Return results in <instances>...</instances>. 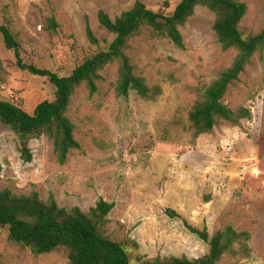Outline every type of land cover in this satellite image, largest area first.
<instances>
[{
  "label": "rangeland",
  "instance_id": "rangeland-1",
  "mask_svg": "<svg viewBox=\"0 0 264 264\" xmlns=\"http://www.w3.org/2000/svg\"><path fill=\"white\" fill-rule=\"evenodd\" d=\"M136 1L170 14L181 0H0V23L16 36L24 62L64 76L107 50L114 39L100 25L99 11L114 19ZM239 1L247 4L241 32L249 36L264 30V0ZM51 17L58 23L55 30L49 27ZM215 18L209 7L198 5L181 27L184 48L147 30L130 40L127 54L135 73L161 88L154 99L136 91L119 96L117 63L101 72L94 95L85 85L78 87L68 116L80 148L72 149L63 165L46 135L29 141L33 159L24 161L22 138L0 121V190L38 191L43 200L53 195L61 207L85 212L100 198L114 202L107 231L131 242L126 244L132 264H139L137 256L205 255L208 243L187 224L206 226L210 235L226 225L248 231L250 256L226 255L217 264H264V49L251 57L223 98L233 109L250 108L252 118L238 126L220 123L194 138L187 117L201 92L237 54L221 47ZM87 19L97 44L88 38ZM54 97L47 78L19 68L0 32V99L32 113L38 103ZM9 234L8 227L0 226V264H69L65 252L35 255Z\"/></svg>",
  "mask_w": 264,
  "mask_h": 264
},
{
  "label": "trees",
  "instance_id": "trees-1",
  "mask_svg": "<svg viewBox=\"0 0 264 264\" xmlns=\"http://www.w3.org/2000/svg\"><path fill=\"white\" fill-rule=\"evenodd\" d=\"M205 5L215 13L213 29L224 50L235 49L237 54L232 64L220 72L200 94L199 99L187 116L194 138L210 133L220 123L241 125L244 119L252 118L251 109L240 106L229 107L223 98L229 87L240 80L254 54L264 49V30L245 36L240 23L247 13V4L239 0H181L174 11L166 14L154 11L142 1H136L128 10L114 19L104 10L98 13L100 25L114 35L107 50L88 57L76 66L69 75L61 76L49 69L37 67L23 61L19 42L8 26L0 23V32L5 45L15 52L17 65L29 73L47 78L55 87V97L43 100L30 113L21 106L0 99V121L9 126L21 138V158L30 162L33 154L29 141L43 135L54 145L57 161L65 164L69 152L80 148L75 135V124L68 116L71 98L77 88L85 85L90 95L98 91L101 72L110 64H118L116 92L128 97L136 91L144 99H154L161 88L149 86L145 78L134 71L127 54L130 40L147 30L152 36L171 39L178 47H185L181 27L194 14L198 5ZM54 17L49 19V27L56 29ZM86 31L93 44L98 39L86 20ZM114 202L100 198L88 212L80 207H61L53 195L43 200L38 191L17 194L9 188L0 190V226L8 227L9 239L29 247L35 255L63 251L69 264H132L126 243L119 241L107 231L108 215ZM173 214L172 211H169ZM191 233L208 243V252L199 258L186 255L147 258L137 256L139 264H217L226 255L232 258H247L251 254V234L226 225L210 235L206 226L196 228L187 224ZM137 247L136 243H133Z\"/></svg>",
  "mask_w": 264,
  "mask_h": 264
}]
</instances>
